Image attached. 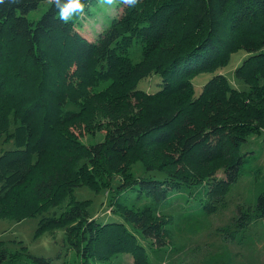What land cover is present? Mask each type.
I'll list each match as a JSON object with an SVG mask.
<instances>
[{
	"label": "trees",
	"instance_id": "16d2710c",
	"mask_svg": "<svg viewBox=\"0 0 264 264\" xmlns=\"http://www.w3.org/2000/svg\"><path fill=\"white\" fill-rule=\"evenodd\" d=\"M42 1L0 0V68L9 63L0 74V138L14 145L0 151V206L14 219L37 216L39 229H62L64 244L83 259L128 254L132 264H153L149 252L174 239L164 211L176 204L188 222L208 215L238 178L261 172L240 147L264 125L256 94L264 91V0L122 1L94 39L76 26L94 0H81L83 11L69 20L60 17L67 0H50L29 19ZM130 41L140 43L136 61L126 53ZM238 51L244 57L234 75L247 86L240 91L220 72ZM69 70L88 88L108 81L101 95L80 93L108 120L93 144L71 132L68 140L63 127L76 119L63 109L76 95L66 86ZM198 73L207 75L196 87ZM142 81L157 88L141 89ZM134 163L141 173L130 172ZM262 183L238 209L233 231L264 220V173ZM75 186L105 191L109 214L95 217L85 199L55 208ZM24 252L31 264L50 263ZM8 254L0 243V264Z\"/></svg>",
	"mask_w": 264,
	"mask_h": 264
},
{
	"label": "rangeland",
	"instance_id": "374dc122",
	"mask_svg": "<svg viewBox=\"0 0 264 264\" xmlns=\"http://www.w3.org/2000/svg\"><path fill=\"white\" fill-rule=\"evenodd\" d=\"M123 4L127 0H94L89 14L80 18L76 24L77 29L84 33L89 39H94L97 32L105 28L110 20L120 14ZM50 0H45L29 11L27 16L31 20H36L45 11ZM140 43L130 41L128 50L129 57L136 61L140 55ZM244 57L242 51L232 53L228 64L220 69L226 80L237 91L246 90L247 86L236 79L234 69ZM9 63L6 61L1 65L0 74L7 75L9 72ZM207 73H198L194 77L196 87L205 80ZM53 76V75H51ZM50 76V77H51ZM72 71H67L66 86L74 89L76 95L74 101H67L63 109L73 111L76 114L75 121L69 122L63 127L68 129L67 139H72L82 145H89L103 139L106 129L105 124L108 120L97 112L95 107L80 93L83 90L90 92V98L95 94H102L103 87L108 83L106 80L100 86L88 88L82 84L81 80L70 78ZM9 83V82H8ZM83 87V89H82ZM141 89L148 91L157 88L156 85L142 81L139 84ZM250 88H248V92ZM264 100V91L258 90L256 93ZM98 95V96H100ZM63 132V128H60ZM257 135H250L247 141L241 147V152H250L256 156V160L250 168H261V172L249 177L241 176L237 179L225 194L222 204L208 215L195 216L193 221L188 222V218L178 205L167 209L164 214L174 223L172 230L174 239L165 246V249L154 247L149 252V257L153 264H264V220H253L243 231L236 230L234 226V217L238 214V209H245L247 204L253 202V196L259 192L262 187L264 173V125L259 128ZM71 132V136H70ZM69 136V137H68ZM0 138V151L9 150L14 147L12 139L5 141ZM57 141V136L50 134V140ZM52 142V141H51ZM71 146V145H70ZM247 165V164H246ZM248 166V165H247ZM130 172L135 175L143 171L141 164H132L129 166ZM222 176V174H218ZM29 185L22 187L17 195L29 191ZM19 191V194H18ZM83 201V204L89 208L90 212L96 216H107L109 208L107 207V194L101 190L94 193L86 186H75L69 189L68 195L63 197L61 202L55 208H59L71 201ZM0 206V243L6 247L8 253L4 264H31L24 251H30L36 256L51 258L49 264H81L83 260H89V264H132V257L128 254L113 257L110 260L94 259L85 257L79 253L68 249L64 244L62 229L49 226H42L39 229L38 217L35 215L24 218L14 219L9 213V209ZM52 208H48L51 210ZM233 231V232H232ZM240 236V237H239ZM239 237V238H238ZM27 257V258H26Z\"/></svg>",
	"mask_w": 264,
	"mask_h": 264
},
{
	"label": "clouds",
	"instance_id": "9594fccd",
	"mask_svg": "<svg viewBox=\"0 0 264 264\" xmlns=\"http://www.w3.org/2000/svg\"><path fill=\"white\" fill-rule=\"evenodd\" d=\"M111 3V0H108ZM136 0H127V3L134 5ZM59 6V5H58ZM83 4L81 0H67L62 7H60V17L62 20H69L73 13L82 12Z\"/></svg>",
	"mask_w": 264,
	"mask_h": 264
}]
</instances>
